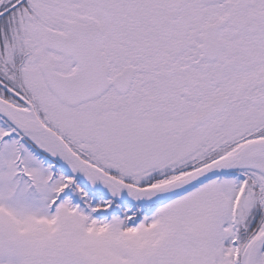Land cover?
Wrapping results in <instances>:
<instances>
[{"label": "snow or ice", "instance_id": "1", "mask_svg": "<svg viewBox=\"0 0 264 264\" xmlns=\"http://www.w3.org/2000/svg\"><path fill=\"white\" fill-rule=\"evenodd\" d=\"M0 264H264V0H0Z\"/></svg>", "mask_w": 264, "mask_h": 264}]
</instances>
